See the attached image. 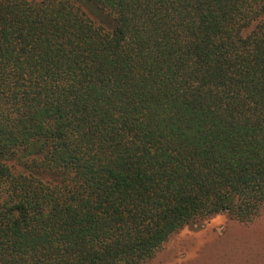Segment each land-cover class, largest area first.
<instances>
[{"label":"trees","instance_id":"1","mask_svg":"<svg viewBox=\"0 0 264 264\" xmlns=\"http://www.w3.org/2000/svg\"><path fill=\"white\" fill-rule=\"evenodd\" d=\"M263 209L264 0H0V264Z\"/></svg>","mask_w":264,"mask_h":264},{"label":"rangeland","instance_id":"2","mask_svg":"<svg viewBox=\"0 0 264 264\" xmlns=\"http://www.w3.org/2000/svg\"><path fill=\"white\" fill-rule=\"evenodd\" d=\"M145 264H264V209L249 223L226 214L193 222Z\"/></svg>","mask_w":264,"mask_h":264}]
</instances>
